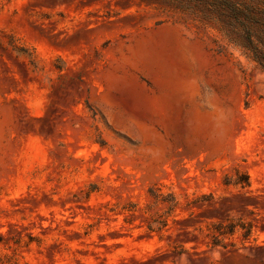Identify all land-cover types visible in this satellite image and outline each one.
I'll return each mask as SVG.
<instances>
[{
  "label": "rangeland",
  "instance_id": "obj_1",
  "mask_svg": "<svg viewBox=\"0 0 264 264\" xmlns=\"http://www.w3.org/2000/svg\"><path fill=\"white\" fill-rule=\"evenodd\" d=\"M159 3L0 0V264H264V70Z\"/></svg>",
  "mask_w": 264,
  "mask_h": 264
},
{
  "label": "trees",
  "instance_id": "obj_2",
  "mask_svg": "<svg viewBox=\"0 0 264 264\" xmlns=\"http://www.w3.org/2000/svg\"><path fill=\"white\" fill-rule=\"evenodd\" d=\"M143 2H166L167 8L187 15L194 24L216 29L223 38L253 60L264 70V0H141ZM225 185L250 186L249 176L235 169V175L226 177ZM152 203L139 208L136 203H127L118 211L124 215L123 221L128 223L130 216L141 212L145 226L149 232L160 233L168 224V217L180 207L172 192H163L157 186L148 189ZM192 203H186L185 207ZM156 208L155 212H151ZM110 211L114 212V209ZM253 223L238 217L225 218L211 223L207 228V245L211 248H227L235 243L227 239L236 232L244 241L251 238Z\"/></svg>",
  "mask_w": 264,
  "mask_h": 264
}]
</instances>
